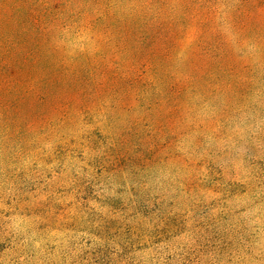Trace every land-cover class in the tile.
Masks as SVG:
<instances>
[{
  "label": "rangeland",
  "instance_id": "374dc122",
  "mask_svg": "<svg viewBox=\"0 0 264 264\" xmlns=\"http://www.w3.org/2000/svg\"><path fill=\"white\" fill-rule=\"evenodd\" d=\"M0 264H264V0H0Z\"/></svg>",
  "mask_w": 264,
  "mask_h": 264
}]
</instances>
